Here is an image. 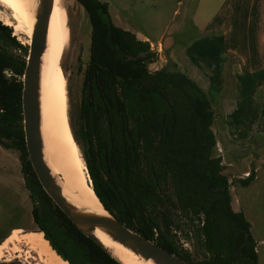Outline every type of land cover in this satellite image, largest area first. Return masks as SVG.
Listing matches in <instances>:
<instances>
[{
  "label": "trees",
  "instance_id": "1",
  "mask_svg": "<svg viewBox=\"0 0 264 264\" xmlns=\"http://www.w3.org/2000/svg\"><path fill=\"white\" fill-rule=\"evenodd\" d=\"M78 2L91 36L75 137L84 145L91 187L103 206L130 229L192 264H257L250 223L232 208L229 180L215 154L214 110L206 92L172 60L150 71L156 52L114 23L107 2ZM28 49L0 21V145L19 152L34 202L33 220L68 264H123L71 222L32 168L21 105ZM252 179L247 177L245 184ZM176 207L203 216L197 228L205 252L201 261L194 262L172 238Z\"/></svg>",
  "mask_w": 264,
  "mask_h": 264
},
{
  "label": "crops",
  "instance_id": "2",
  "mask_svg": "<svg viewBox=\"0 0 264 264\" xmlns=\"http://www.w3.org/2000/svg\"><path fill=\"white\" fill-rule=\"evenodd\" d=\"M111 16L153 43L162 67L172 60L206 92L223 173L244 182L250 171L255 179L264 163V0H186L171 32L148 31L155 42L119 14Z\"/></svg>",
  "mask_w": 264,
  "mask_h": 264
},
{
  "label": "rangeland",
  "instance_id": "3",
  "mask_svg": "<svg viewBox=\"0 0 264 264\" xmlns=\"http://www.w3.org/2000/svg\"><path fill=\"white\" fill-rule=\"evenodd\" d=\"M101 1L108 3L111 15L119 14L122 21L144 34H150L148 31L153 28L159 31L164 30L165 33L171 32L184 14L186 7V0H182L181 3H178L179 0ZM62 6L66 16L68 36L61 50L58 65L65 78L68 123L85 164L84 145L80 137L78 141L76 140L75 133L78 136L81 127L79 108L84 73L89 58L90 23L86 12L76 0H62ZM7 13L9 14V10L0 5V17L8 16ZM1 19L3 20L0 18V21ZM116 24L124 26L123 22ZM15 36L20 42L29 43L24 35L15 34ZM149 36L152 42H155V37L151 34ZM155 61L156 63L149 64L150 71L162 68L163 64L159 63V60ZM84 172L86 177H89L87 167ZM248 173L247 177L255 174L250 171ZM224 174L229 180L231 206L235 211H242L250 223V232L256 241L257 264H264V163H261L256 171V178L248 184L242 182L241 178L233 177L232 172H224ZM57 178L60 179V175H57ZM33 206L34 202L25 186L19 152L16 149L2 147L0 150V244L12 233L13 228L21 229L17 235L23 231H40L32 217ZM173 217L174 225L171 227V234L176 246L186 250L194 262L204 259L205 252L197 234V228L201 225L203 216L186 215L176 207L173 210ZM13 244L7 242L4 248L0 247V264L36 263V260L25 253L24 246L16 244L24 250L15 252Z\"/></svg>",
  "mask_w": 264,
  "mask_h": 264
},
{
  "label": "bare ground",
  "instance_id": "4",
  "mask_svg": "<svg viewBox=\"0 0 264 264\" xmlns=\"http://www.w3.org/2000/svg\"><path fill=\"white\" fill-rule=\"evenodd\" d=\"M37 4L38 0H0V5L9 10L8 16L0 18H3L1 20L4 24L14 28V35L22 34L28 38L27 42H29ZM67 36L62 0H54L41 66L40 106L43 154L52 174L56 178L60 175L57 182L68 200L80 208L106 214L88 183V177L84 172L86 167L68 123L65 78L58 65ZM20 231V228L13 229L0 247L4 248L7 242L14 243V251L21 252L24 249L19 246H24L25 253L36 260L35 264H68L53 250L42 232L23 231L17 235ZM94 234L123 264H156L113 242L98 229L94 231Z\"/></svg>",
  "mask_w": 264,
  "mask_h": 264
},
{
  "label": "water",
  "instance_id": "5",
  "mask_svg": "<svg viewBox=\"0 0 264 264\" xmlns=\"http://www.w3.org/2000/svg\"><path fill=\"white\" fill-rule=\"evenodd\" d=\"M76 1L78 2V0ZM53 4L54 0H38L35 20L28 43L29 49L22 76L21 91L26 150L32 168L42 188L84 235L102 246L110 255L112 253L95 236L94 231L96 229L100 230L113 242L120 244L145 260H151L156 264H192L161 247L155 241L147 239L127 227L111 214L100 200L103 209L107 212L106 214L80 208L72 203L63 194L62 187L57 182V178L52 174L50 167L45 161L41 134V66L42 56L47 43V32ZM80 5L84 9L83 5ZM112 256L115 257L114 255ZM115 258L118 259L117 257Z\"/></svg>",
  "mask_w": 264,
  "mask_h": 264
},
{
  "label": "built area",
  "instance_id": "6",
  "mask_svg": "<svg viewBox=\"0 0 264 264\" xmlns=\"http://www.w3.org/2000/svg\"><path fill=\"white\" fill-rule=\"evenodd\" d=\"M149 46H150V49H151L152 51H155V50H153V43H149ZM152 63H156V61H153ZM244 175H245V176H248L249 173L247 172V173H245ZM89 183L91 184V181H90V180H89Z\"/></svg>",
  "mask_w": 264,
  "mask_h": 264
},
{
  "label": "flooded vegetation",
  "instance_id": "7",
  "mask_svg": "<svg viewBox=\"0 0 264 264\" xmlns=\"http://www.w3.org/2000/svg\"><path fill=\"white\" fill-rule=\"evenodd\" d=\"M88 183H89V177H88ZM32 201H33V200H32ZM35 203H36V204L39 203L38 200H36ZM13 229H14V228H13ZM13 229H12V230H13ZM12 230H11V231H12ZM8 236H9V235H8ZM8 236H7V237H8ZM47 241H48V240H47Z\"/></svg>",
  "mask_w": 264,
  "mask_h": 264
}]
</instances>
